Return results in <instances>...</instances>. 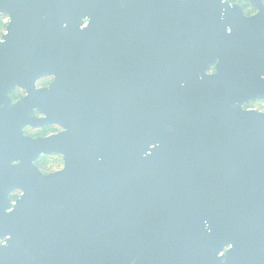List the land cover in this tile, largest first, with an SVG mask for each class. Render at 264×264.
I'll list each match as a JSON object with an SVG mask.
<instances>
[{"label": "water", "instance_id": "1", "mask_svg": "<svg viewBox=\"0 0 264 264\" xmlns=\"http://www.w3.org/2000/svg\"><path fill=\"white\" fill-rule=\"evenodd\" d=\"M241 1L0 0V264H264V112L243 109L264 3Z\"/></svg>", "mask_w": 264, "mask_h": 264}, {"label": "flooded vegetation", "instance_id": "2", "mask_svg": "<svg viewBox=\"0 0 264 264\" xmlns=\"http://www.w3.org/2000/svg\"><path fill=\"white\" fill-rule=\"evenodd\" d=\"M223 2L228 3V5H229L230 7H232L233 4H237V5H239V6L243 9L244 15H246V16H251V15H253V14L256 13V12H255V11L249 6V4H248L247 2H245V1H241V0H223ZM263 3H264V2H263ZM8 23H9V18H8L7 16L0 15V37H1L2 35L6 34V27H7ZM85 25H86V22L84 23V26H85ZM84 26H83V27H84ZM227 31L229 32V30H227ZM214 73H215V64H213V66H212V67L209 69V71H208V74H209V75H212V74H214ZM44 80H45V81H44ZM52 80H53L52 77L42 78V79H40V80H38V81L36 82V88L40 89V88L47 87V86H49V84L52 82ZM14 94H16V95L14 96ZM24 95H25L24 90L19 89V88H16V89L11 93L10 97L13 99V101H16V100L22 98ZM258 102H259V103H264V100H257V101H254V102H249V103H247V104H244V105H243V109H246V110H255V109L249 108V105L254 104V103H258ZM256 111H257V110H256ZM259 112H262V111H259ZM37 116L39 117L40 115H37ZM40 117H41V116H40ZM53 129H56V131H55L54 133H47V134H45V135L40 136V133L49 132V131H51V130H53ZM61 131H62V129H61L59 126H57V125H54V126H48V127L39 128V129L26 128V129L24 130V135L29 136V137H32V138H37V137H47V136L52 135V134H57V133H59V132H61ZM31 132L34 133L32 136L29 135ZM53 156H58V157H59V159H60V161H61V164H60L59 168H57V169H55V170H52V171H49V172H47V173H43L42 171H40V169H39L38 166H37L38 161H39V160L42 161V159L45 158V157H53ZM55 158H56V157H55ZM35 165H36V167L38 168V170H39L41 173H43V174H49V173H53V172H56V171L60 170V169L62 168V166H63V161H62L61 156H59V155H54V154H52V155H41V156H39V158H38L37 161L35 162ZM15 193L17 194V197H16L14 200H11V199H10V196H11L12 194H15ZM20 194H21V192H19V191H15V192H13V193H11V194L9 195L10 205H12V204L14 203V201L19 197ZM1 243H2V242H0V244H1ZM224 251H226V249H225Z\"/></svg>", "mask_w": 264, "mask_h": 264}, {"label": "trees", "instance_id": "3", "mask_svg": "<svg viewBox=\"0 0 264 264\" xmlns=\"http://www.w3.org/2000/svg\"><path fill=\"white\" fill-rule=\"evenodd\" d=\"M262 1L264 2V0H262ZM15 95L16 94H14V96ZM48 159H52V160L50 162H46V160H48ZM54 159H56V158L54 157ZM54 159H53V157H45V158L42 159V161L39 160L37 166L40 169V171H42L43 173H47V172L51 171V170H49V168L52 169V170H55V169L59 168V166L56 165V164H53V165H51V167L47 168L46 165L51 164V162H53ZM58 160H59V163L61 164L60 159H58ZM16 197H17V194L15 193V194H12L10 196V199L14 200Z\"/></svg>", "mask_w": 264, "mask_h": 264}, {"label": "rangeland", "instance_id": "4", "mask_svg": "<svg viewBox=\"0 0 264 264\" xmlns=\"http://www.w3.org/2000/svg\"><path fill=\"white\" fill-rule=\"evenodd\" d=\"M249 108H252V109H255V110H257V111H262V112H264V103H254V104H251V105H249ZM56 131V129H53V130H51V131H49V132H45V133H40V136H42V135H45V134H47V133H54ZM34 133L33 132H31L29 135L30 136H32ZM54 157H56V159H54ZM53 162H51V164H48V165H46L47 166V168H49V167H51V165H53V164H56V165H58V166H60V163H59V158H58V156H53ZM52 159H48V160H46V162H50ZM49 170H51L52 171V169H50L49 168Z\"/></svg>", "mask_w": 264, "mask_h": 264}]
</instances>
